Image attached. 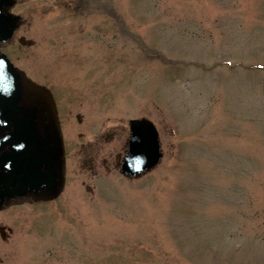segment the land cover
Returning a JSON list of instances; mask_svg holds the SVG:
<instances>
[{
	"label": "rangeland",
	"instance_id": "374dc122",
	"mask_svg": "<svg viewBox=\"0 0 264 264\" xmlns=\"http://www.w3.org/2000/svg\"><path fill=\"white\" fill-rule=\"evenodd\" d=\"M30 5L37 43L7 51L63 97L69 154L62 191L27 212L7 261L264 264V0ZM140 117L159 132L153 168L125 177L100 154L85 169L94 132L120 151Z\"/></svg>",
	"mask_w": 264,
	"mask_h": 264
},
{
	"label": "water",
	"instance_id": "95a60500",
	"mask_svg": "<svg viewBox=\"0 0 264 264\" xmlns=\"http://www.w3.org/2000/svg\"><path fill=\"white\" fill-rule=\"evenodd\" d=\"M7 20L0 13V39L16 25L18 16L8 28ZM0 118L12 120L13 129L6 134L10 147L27 153L25 165L0 173V206L4 197L13 194L43 200L57 197L64 184V159L53 99L46 87L26 78L5 54H0ZM129 126V147L120 169L127 176H136L155 166L162 152L150 119L131 118Z\"/></svg>",
	"mask_w": 264,
	"mask_h": 264
},
{
	"label": "flooded vegetation",
	"instance_id": "af4514ba",
	"mask_svg": "<svg viewBox=\"0 0 264 264\" xmlns=\"http://www.w3.org/2000/svg\"><path fill=\"white\" fill-rule=\"evenodd\" d=\"M32 0H0V13L5 15L7 20V28L11 27L12 21L11 19L14 16H18L17 22H15V26L4 34V38L0 39V52H4L9 60L13 63L14 66L18 67L14 64L9 52L7 51V47L16 45H33L37 43V39L35 36H29L28 32L31 31V26L26 23V19L23 13L28 12L29 8L31 7L30 3ZM61 3L67 4L66 6H60L62 10L68 9L71 12H75L77 14H86L87 11L90 9L88 5L89 0H60ZM59 2V0H58ZM71 2H74L75 5H70ZM57 8V6H55ZM42 7H40L41 9ZM31 10V9H30ZM98 13H104L109 15L110 12L107 11V7L104 10H98ZM31 12V11H29ZM110 17V16H109ZM8 30V29H7ZM23 71V74L26 78L32 80L33 82L45 86L48 88L52 94V98L54 101V107L56 110V115L58 119V123L60 126V131L63 140V147H64V174L66 179V171H67V155L69 152L67 151V142L64 135V128L62 126L63 116H65L63 109L64 105L62 103L63 97L60 96L59 93L55 92V89L52 87L51 84L39 82L33 79L26 71L22 68L18 67ZM76 118L78 122H80V115L77 113ZM12 120H7L4 118H0V173L6 174L9 173V169L12 167H19L26 164V154L21 153V150H13L10 147V143L6 141V134L12 131ZM125 132V129H115L111 135V140L114 137H117L119 132ZM1 132L4 134L1 135ZM130 128L128 125V136L127 139L123 142V145L120 151H116L115 145L112 148L105 147L104 144L98 143L97 139L100 138L98 133L93 134V136L89 139L88 143L94 145V148L85 152L88 153L89 164H85V161L82 165H84L86 170L93 172L96 167L94 165V161L97 163L98 156L102 155V160L114 162L113 166L119 169L121 161L123 159L124 154L128 149V141L130 138ZM79 136H82V133H79ZM109 136V135H108ZM109 140H106L107 143ZM92 145V146H93ZM74 153H81V151H75ZM83 153V152H82ZM57 199H50V200H43V199H34L31 195L21 193V194H13L11 196L4 197V200L0 206V264H10L7 261L8 259V249L9 243L13 241V245H16V248H20L21 246L25 247V237L26 231L29 232L31 227L30 218H28V211L34 209V206L38 205H45L46 203Z\"/></svg>",
	"mask_w": 264,
	"mask_h": 264
}]
</instances>
